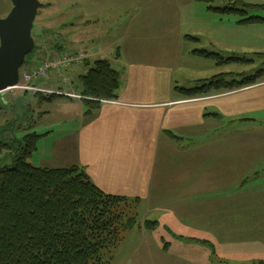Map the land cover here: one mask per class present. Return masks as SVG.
Returning <instances> with one entry per match:
<instances>
[{
	"label": "crops",
	"instance_id": "0c3cea01",
	"mask_svg": "<svg viewBox=\"0 0 264 264\" xmlns=\"http://www.w3.org/2000/svg\"><path fill=\"white\" fill-rule=\"evenodd\" d=\"M109 1L104 5L100 0L80 2L85 20L79 41L88 44L78 51L90 55L87 62L98 58L118 72V98L101 103L90 118L85 116L82 100L55 98L56 105L39 114L38 126L42 132L33 131L42 136L38 142L41 151L48 153V158L41 159L47 166L41 164L36 168L78 167L105 194L137 198L141 205L179 203L165 211L181 231L203 235L189 239L191 245L180 236L178 248H202L197 253L186 254L174 252L170 244L154 241L150 233L137 229L133 236L136 240L128 245L120 244L118 257L112 258L111 264H216L210 252V249L212 253L216 250L213 239L220 242L217 246L221 245L224 254L229 256L218 261L222 264H264L263 191L258 188L242 191V181L237 185L236 180L240 179L239 174L231 172L229 163L225 170L223 159L204 166L190 157L200 151L205 158L224 154V145L219 143L214 147L215 138L225 136L223 123L247 117L255 119V115L264 113V74L261 81L246 88L198 99L183 98L176 87H182L179 83L185 80L176 82L173 77L187 36H183L178 26L177 34H172L166 18L161 20L157 13L161 0H124L120 5ZM195 6L196 3L187 8L176 7L178 21L204 22L193 12ZM209 12L214 14L213 10ZM101 13L106 17L100 21ZM121 13L127 18L121 17ZM263 25L237 23V39H232L230 33L224 35L222 46H228L219 54L217 50L211 52L208 46L202 47L223 58V65L240 62L248 56V33L256 34ZM198 37L192 39L202 45ZM210 41L214 46L215 39ZM93 42H102L104 46L94 47L90 45ZM255 49L250 55L261 54ZM220 53L228 56L225 58ZM184 57L186 60H182L181 68L189 65L196 71L212 70L213 73L217 65L214 60L198 58L192 52ZM232 58L239 61L225 63ZM208 75L196 72L192 77L198 83L216 77ZM37 84L33 85L41 88ZM5 94L1 93L0 99L6 101ZM67 122H74L76 129L47 146L46 141L55 134L58 125ZM200 139L201 143H197ZM60 143L63 152L55 155ZM66 159L70 160L65 162ZM229 184L237 185L231 194L206 193L210 188L219 191ZM120 250L124 251L119 253ZM251 253L260 256L259 259L243 260Z\"/></svg>",
	"mask_w": 264,
	"mask_h": 264
},
{
	"label": "rangeland",
	"instance_id": "374dc122",
	"mask_svg": "<svg viewBox=\"0 0 264 264\" xmlns=\"http://www.w3.org/2000/svg\"><path fill=\"white\" fill-rule=\"evenodd\" d=\"M40 2L41 7L38 10L37 17L33 24L32 29V38L35 43V48L33 52L27 57L26 59V65L22 67V71H28L32 67L38 66L41 62L51 58L53 55L59 52L60 53H75V52H84V51H78L79 49L84 50L85 44L88 43H81L79 41L80 33L83 30L84 20L85 16L83 15L81 8H80V2L82 0H37ZM100 2L104 5L107 2L110 3V1L106 0H100ZM116 4H123L125 3L124 0H114ZM240 2L242 4H248V5H264V0H161V5L159 4L157 6V13H160L161 20L163 17L166 18L167 28L171 30L172 34H177L176 27L178 26L179 31H183V36L187 40L184 45L182 46V54H181V60H179L178 67L174 69V77L173 80L180 81L185 80L183 83H179L180 86L184 87H176L177 89L181 90H190L196 88L198 82H195L194 80V74L196 72L200 73H208L210 75L209 78H212L217 75L222 74H232L225 76L227 83H232L231 81H234V83H239L243 78L250 77L254 75L258 71L264 70V59H260L258 57L252 56L253 50H256L257 48L261 54L264 53V25L261 28H258L256 30V34L254 32L248 33V49L247 54L248 56L245 59H241L240 62L236 63H230L223 65L224 62L223 58L222 63L219 62L218 59L214 58H202V59H212L214 60V63L217 65L214 67L213 73L212 70H200L196 71V69H191L188 65V67L183 66L181 68V64L183 61L186 60L184 55L187 52H196V51H203L209 54H212L210 52L204 51L203 45L208 46L209 50H212L211 52L217 53L221 51H225L228 44L225 45L226 47L222 46V38L223 36L227 35V33H230V36L232 39H237L238 35V26H236L237 22L241 19L239 15L235 14H224L220 12H215L214 14L210 13L212 9H223L226 7L230 8H238L239 10L245 11L247 13V17H260L264 18V10L260 8H246L245 6H241ZM196 3V6L193 7V12L198 16L197 18L204 19L200 22H179V17L177 16L176 7H179L180 5L183 6V8H187L190 6V4ZM12 9V5L10 0H0V20L6 18L9 14V12ZM122 12V11H121ZM207 14V15H206ZM106 15L104 13H101L100 21L104 19ZM121 17H126V14L121 13ZM264 24V23H263ZM239 25V24H238ZM261 25V24H260ZM213 30V34H211V31ZM222 31H224V34H221ZM199 36L198 40L202 42V45H199L198 42H195L192 38ZM224 36V37H225ZM191 38V39H190ZM211 38H214L216 43H214V46L212 45V42L210 41ZM232 42L236 43L237 41ZM93 44L95 47H103L104 43L102 42H93L90 43V45ZM226 44V43H225ZM232 44V43H230ZM139 45V44H135ZM213 46V47H211ZM134 47V45H133ZM202 49V50H201ZM58 51V52H57ZM184 52V54H183ZM55 53V54H53ZM85 53V52H84ZM219 54V53H218ZM221 54V53H220ZM194 55V54H193ZM213 55V54H212ZM223 57H227L228 55L225 53L221 54ZM196 56V55H195ZM90 55L88 56L87 60L89 59ZM197 57V56H196ZM93 59V58H92ZM96 60L98 58H95ZM95 59L91 60L89 62V66H85L82 64L81 66L73 67L70 70L65 71L61 75L57 76H50L49 78H46L44 80H41L40 82H37V86L41 87L40 90L44 91H51L53 93H60L59 97H65L68 99H74V100H80L82 97L78 94V91L80 90V84H79V76L84 75L87 73V71L91 68L93 61ZM233 59V58H232ZM229 59L231 62L239 61V59ZM226 63V62H225ZM239 74H243V76H239ZM183 79H182V77ZM196 78V77H195ZM263 76L261 77V79ZM233 79V80H232ZM258 80L255 84H257ZM253 84V85H255ZM252 86V85H249ZM245 87H237L233 88L232 90L227 91H220V92H214L212 91L209 94H206L204 96H197L195 98H186L188 100L191 99H198L207 97L209 95H218L221 93L231 92L234 90H239ZM45 88V89H42ZM178 92V91H177ZM24 92L16 91V90H9L5 94V103H7L9 106L7 109L0 112V136L2 130H4L3 134L4 136L10 132V129L14 131L15 135L17 136L18 140H21L26 134L33 133L34 129L37 132H42L40 126L38 124L41 122L39 117V114L47 111L52 108V106L56 105V101L53 102L51 100L50 102L47 101H41V99L38 96H34V93L29 94H23ZM182 96V95H181ZM183 97V96H182ZM184 98V97H183ZM17 99V100H16ZM17 101V107L13 108L11 111V106L15 104ZM51 102L53 104L51 105ZM108 102V101H107ZM6 105V104H5ZM21 105V106H20ZM27 107L31 108V113H28ZM22 114L23 117H27L28 115H32L34 117V126L37 124V128L33 129H27L24 132L20 131L19 128L16 129L15 126L11 123V121L8 120L7 123L4 122V120L10 118L12 114ZM251 119L250 117H247L246 120L244 119H236L232 121H225L223 123L224 128V138L218 139L215 138L214 141H216V146L214 144V147H217L219 143L221 145H224V154H211L208 157H204L203 152L200 151L198 154H194L190 157H193V161H198V164L200 165H209L212 163H217L219 160L223 159L225 170L228 168V163L231 167L232 173H237L240 176V179L237 180V185L239 183L242 184L240 188L242 191L244 190H250L253 188L261 189L264 194V113L263 114H257ZM251 120V121H250ZM13 121V120H12ZM19 124V123H18ZM23 125L27 124V120L23 118ZM58 127L55 130V134L51 136V138L46 141V145L50 146V143L60 139L64 138L65 134H69L73 132V129H76V125L74 122H67L62 123L58 125ZM39 127V128H38ZM15 129V130H14ZM38 129V130H37ZM217 136L219 135V132H216ZM72 140V137H70V141ZM201 139L197 141V143H201ZM65 144V141H64ZM201 145V144H200ZM41 143L38 145V151L35 152L30 159H28L26 162L32 165L33 167L36 166H47L46 163H41V159L48 158V153L41 151ZM63 144L60 143L56 146L55 149V155H59L63 152V150H60V147H62ZM220 146V145H219ZM60 150V151H59ZM10 152L4 151L3 153H0V164H9L10 162ZM221 156V157H220ZM183 157H186L184 155ZM66 159L65 162H67ZM69 162V161H68ZM196 163V162H195ZM69 164V163H66ZM202 167V166H200ZM235 168V169H234ZM234 169V170H233ZM238 178V177H237ZM234 179V178H232ZM233 185V184H232ZM232 185H226L224 188H222L219 191H214L211 188L206 191L208 194L217 195V194H231L233 193V190L237 187L235 185L234 187ZM239 188V189H240ZM140 200V199H139ZM179 203H172V202H161L154 203L153 205H148L147 203L140 204L137 208V215L138 219L140 221H149V222H156V227L151 231H146L143 227L135 228L131 231H128L123 236V241L120 244L128 245L130 243H133L136 239L133 238L134 232L137 229H142L148 233L151 234L152 239L154 241H160L164 244H170L172 247V250L174 252L179 253H197V251H202V248L198 250H191V249H182L178 248L180 243V236L186 238L185 240H192L193 238L203 236L195 233H185L181 231V229L175 224L174 219L169 215L170 213L165 210L172 209L175 205H178ZM249 216V215H248ZM182 216L178 215V218L181 219ZM213 242L216 244V250L215 253H212L211 249V255L215 259L216 264H222L218 262L219 260H222L227 256L224 254V251L219 246V241L216 239H213ZM188 245H191L190 242H188ZM186 244V243H184ZM182 244V245H184ZM218 245V246H217ZM124 247V246H123ZM181 247V246H180ZM185 247V246H184ZM124 250H120L119 253H121ZM193 251V252H192ZM205 251H208L205 248ZM111 257L114 259L117 258V248L112 250ZM260 256H256V254L251 253L250 255H246L243 260L247 261H253L256 259H259Z\"/></svg>",
	"mask_w": 264,
	"mask_h": 264
},
{
	"label": "trees",
	"instance_id": "16d2710c",
	"mask_svg": "<svg viewBox=\"0 0 264 264\" xmlns=\"http://www.w3.org/2000/svg\"><path fill=\"white\" fill-rule=\"evenodd\" d=\"M240 5L264 10V5L242 2ZM212 10L239 15V25L264 23V18L247 17L238 8ZM193 54L222 61L219 56L203 51ZM256 57L264 59V53ZM84 66H89V62ZM263 74L264 70L258 71L239 83H227L226 75H219L199 82L194 89L177 91L184 98H195L212 91L253 85ZM79 84L85 116L90 118L102 102L117 100L120 75L107 61L95 60L87 73L79 76ZM34 96L50 102L61 95L37 92ZM8 106L0 99V112ZM15 107L17 101L11 111ZM27 111L31 113V108L27 107ZM23 118L26 125L22 124ZM8 120L22 132L33 129L35 124L32 115L23 117L20 113L12 114L4 122ZM3 132L0 153L10 152L11 156L9 164H0V264H111V252L120 245L126 232L140 227L151 231L156 227V222L138 219L139 199L105 194L78 167L42 169L27 163L42 136L31 133L18 140L11 129L5 136Z\"/></svg>",
	"mask_w": 264,
	"mask_h": 264
},
{
	"label": "water",
	"instance_id": "95a60500",
	"mask_svg": "<svg viewBox=\"0 0 264 264\" xmlns=\"http://www.w3.org/2000/svg\"><path fill=\"white\" fill-rule=\"evenodd\" d=\"M12 9L0 20V94L14 89L35 43L32 29L41 7L37 0H10Z\"/></svg>",
	"mask_w": 264,
	"mask_h": 264
},
{
	"label": "built area",
	"instance_id": "2783aa9c",
	"mask_svg": "<svg viewBox=\"0 0 264 264\" xmlns=\"http://www.w3.org/2000/svg\"><path fill=\"white\" fill-rule=\"evenodd\" d=\"M88 55L84 52L58 53L51 58L41 62L38 66L24 71L20 75V80L15 90L22 92L42 93V94H60L51 91L40 90L33 86V83L40 82L49 76L61 75L73 67L81 66L87 60Z\"/></svg>",
	"mask_w": 264,
	"mask_h": 264
}]
</instances>
